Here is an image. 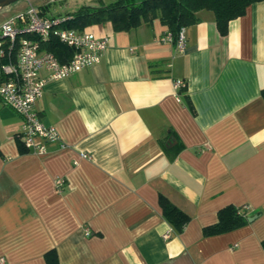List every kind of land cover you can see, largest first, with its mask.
Masks as SVG:
<instances>
[{"label": "crops", "instance_id": "1", "mask_svg": "<svg viewBox=\"0 0 264 264\" xmlns=\"http://www.w3.org/2000/svg\"><path fill=\"white\" fill-rule=\"evenodd\" d=\"M111 1L60 0L47 14ZM197 16L182 51L158 18L89 26L108 37L100 62L47 81L35 105L63 149L27 151L0 102V264H45L51 248L59 264H264V0L225 35L212 11ZM160 194L189 216L181 232ZM226 205L248 222L203 236Z\"/></svg>", "mask_w": 264, "mask_h": 264}, {"label": "built area", "instance_id": "2", "mask_svg": "<svg viewBox=\"0 0 264 264\" xmlns=\"http://www.w3.org/2000/svg\"><path fill=\"white\" fill-rule=\"evenodd\" d=\"M69 19L70 15H50L44 7L30 4L26 11L6 20L0 27V102L20 116L18 139L33 154H47L48 144L52 142H59L61 149L66 147L55 127L43 123L35 109L45 83L99 63L107 47V36L68 27L65 24ZM50 37L72 49L68 60L60 62L42 46ZM162 40L173 43L182 51L184 28L179 30L175 40L169 32ZM182 84L178 80L175 86ZM82 156L87 155L83 153ZM62 181L57 179V185ZM163 237H169V230Z\"/></svg>", "mask_w": 264, "mask_h": 264}, {"label": "trees", "instance_id": "3", "mask_svg": "<svg viewBox=\"0 0 264 264\" xmlns=\"http://www.w3.org/2000/svg\"><path fill=\"white\" fill-rule=\"evenodd\" d=\"M258 1L261 0H113L98 5H81L63 14L70 15L65 25L78 30H88L91 25L109 22L113 31H128L158 18L175 40L181 28L197 23V12L202 9L213 12L217 30L225 35L229 21L243 15L251 3ZM42 46L60 62H65L72 55V49L55 37H50ZM261 95L264 97V89ZM158 201L165 220L177 232H181L189 216L161 194ZM247 222L248 215L243 207L226 205L217 211L215 223L202 228V234L212 236L225 233ZM261 246L264 247V239ZM43 257L45 264H59L55 248L45 251Z\"/></svg>", "mask_w": 264, "mask_h": 264}, {"label": "rangeland", "instance_id": "4", "mask_svg": "<svg viewBox=\"0 0 264 264\" xmlns=\"http://www.w3.org/2000/svg\"><path fill=\"white\" fill-rule=\"evenodd\" d=\"M30 4L44 7L46 12H61L60 0H17L0 5V27L8 19L17 16L27 10ZM24 38V36H21Z\"/></svg>", "mask_w": 264, "mask_h": 264}, {"label": "water", "instance_id": "5", "mask_svg": "<svg viewBox=\"0 0 264 264\" xmlns=\"http://www.w3.org/2000/svg\"><path fill=\"white\" fill-rule=\"evenodd\" d=\"M11 1H17V0H0V5L8 4V2H11Z\"/></svg>", "mask_w": 264, "mask_h": 264}]
</instances>
